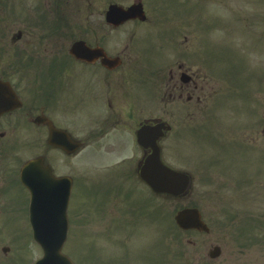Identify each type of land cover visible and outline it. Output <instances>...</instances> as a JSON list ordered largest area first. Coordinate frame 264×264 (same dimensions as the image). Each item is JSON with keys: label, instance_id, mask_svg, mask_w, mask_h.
<instances>
[{"label": "flooded vegetation", "instance_id": "af4514ba", "mask_svg": "<svg viewBox=\"0 0 264 264\" xmlns=\"http://www.w3.org/2000/svg\"><path fill=\"white\" fill-rule=\"evenodd\" d=\"M40 1L46 24L43 20L33 23L34 29L40 28L34 32L33 43L29 40L31 29L15 31V23L10 35L3 29L0 34L4 39H0V80L7 84L6 91L14 93L21 101L20 106L0 113V161H16V156L25 150L42 151L35 153L36 156L44 158L56 177L71 178L67 221L65 215H44L43 218L48 223L56 217L62 225L67 224L66 253L69 245L74 253L78 244L91 246L88 253L81 250V254L70 255L74 264H172L158 211L159 198L171 196L154 192L142 179L141 168L150 148L145 150L139 145L138 131L143 126L163 128L164 134L158 139L163 149V140L173 131V124L182 112L179 103L188 107L183 110L184 117L193 116V105L202 113V104L206 105L208 99L203 69L192 70L186 62L188 48L178 44L179 38H185V41L187 38L182 30H172L170 35H161V40L173 44L174 51L153 75L154 91L144 93L137 77L144 66L143 58L139 66L130 55L139 52L144 55L143 46L151 42L155 48L159 47L161 40L159 43L153 41L154 35L160 33L154 28L157 5L150 0ZM140 3L147 16L145 21L135 18L119 25L111 22L116 17L114 13H108L111 6L129 8ZM24 7L30 11V6ZM25 22L30 26L28 16ZM77 44L84 45L82 49L89 53L88 57L74 54ZM175 47L187 50L179 52ZM162 87L167 96H161ZM160 99L166 108L161 114ZM145 101L154 107L145 110L142 107ZM83 106L88 107L85 114ZM51 124L69 135L67 139L60 135L56 140L60 142L59 146L50 142ZM70 142L77 144V150L72 154L65 151L73 148ZM126 147L143 150L140 156L136 153L129 160L124 158L115 163L127 169L122 167L123 171L116 173L109 168V173L103 177L90 174L84 181L93 187L106 186L114 192L115 188L135 179V185L130 184L132 188L146 186L150 195L153 193L147 205L144 208L134 204L115 205L109 209L80 208L75 198L79 180L55 167L58 162L53 152L73 157L85 149L110 153ZM4 171L8 169L4 168ZM17 177L20 181L19 175ZM1 178L0 189L4 195L13 175L4 172ZM51 185L55 186L52 182ZM26 192L30 197L29 191ZM23 214L30 229L29 205ZM143 221L151 223L157 230L156 243L161 241L157 251L154 240L151 243L142 240L139 230ZM8 256V253L4 254L5 258Z\"/></svg>", "mask_w": 264, "mask_h": 264}, {"label": "rangeland", "instance_id": "374dc122", "mask_svg": "<svg viewBox=\"0 0 264 264\" xmlns=\"http://www.w3.org/2000/svg\"><path fill=\"white\" fill-rule=\"evenodd\" d=\"M39 1L0 0V34L3 29L6 35H10L15 23V31L19 28L31 29L29 40L33 43L36 39L34 32L40 30L39 27L34 29L33 23L38 24L43 20L46 24L45 13L40 9L42 2L39 4ZM151 1L155 6L159 5L160 14H182L189 16L190 20L195 15L193 20L196 24L204 20L206 30L203 33L198 24L196 27L195 22H192L183 29L187 41L179 38L178 43L183 42L181 46L188 45L192 49L197 46L194 60L199 59L206 68L212 67L219 76H227L226 81L218 76L206 81V95L217 91L212 93L215 95L207 100L206 106L202 104L203 112L206 109L208 111L207 123H192L182 127L176 125L162 151L163 161L176 170L189 172L194 180L191 191L185 197H160L158 200L159 216L163 221L164 233L167 232L165 241L169 233H177L172 234V248L167 246L169 260L173 259L172 264H264V0H194L196 2L192 4L197 5V9L196 6L181 5L177 0ZM23 6H30V11ZM190 10L198 11V14L190 13ZM26 16L31 21L30 26L25 22ZM161 37L160 33L155 34L153 41L159 43ZM175 48L179 52L187 50ZM142 50L144 58L140 52L130 57L137 60L139 66L143 58L144 66L137 77L142 91L148 93L154 91L153 75L160 63L168 61V53L174 51V46L169 44L162 49L155 48L151 42L143 46ZM189 63L194 70L200 67V64ZM222 89V94L217 95ZM161 96H167L164 87ZM150 106L153 104L149 101L142 104L145 110L150 109ZM160 108V114L166 110L164 104H160ZM82 110L85 114L88 107L83 106ZM240 131L239 136L237 133ZM240 139H244L248 145ZM131 150L125 148L120 153L126 154ZM26 152L17 155L16 161H0V187L4 172L13 175L10 187L5 188V196L0 189L2 264H13L12 260H16L15 264H28L29 260H36L42 255L40 247L28 236L30 233L23 212L26 213L29 194L17 180L23 162L31 156L27 155L42 151ZM89 152L83 150L73 158L53 152L61 166L60 171L74 173L79 180L75 198L80 208L109 209L126 204L144 208L147 205L153 193L150 195L146 186L132 188L130 184L135 185V179L130 184L124 183L115 188L114 192L103 185L93 187L86 183L84 180L89 174L103 177L109 173L96 166L102 167L104 161L113 158V155L96 156L92 154L93 151ZM89 158L98 161L91 164ZM75 159L78 161L75 162ZM4 168L8 171H4ZM93 178L98 177L89 179ZM184 206L201 210L210 227L209 233H179L172 218ZM139 233L144 243L154 240L155 249L158 250L161 241L159 239L156 243L157 230L151 223L143 221ZM216 245L221 247L222 254L212 260L209 251ZM3 246L11 247L7 258L2 253ZM75 248V253L70 245L66 250L70 255H77L81 254V250L88 253L91 246L78 244Z\"/></svg>", "mask_w": 264, "mask_h": 264}, {"label": "water", "instance_id": "95a60500", "mask_svg": "<svg viewBox=\"0 0 264 264\" xmlns=\"http://www.w3.org/2000/svg\"><path fill=\"white\" fill-rule=\"evenodd\" d=\"M147 165L152 167L150 173L154 172L157 175L156 181L160 182L158 190L169 192H177L185 187L187 178L184 174L170 170L164 166L160 160V152L154 151L148 158ZM49 170H46L41 160H34L28 163L22 170V181L31 190V217L34 229V237L44 249V257L36 264H72L68 257L62 254V245L65 239L66 230L60 229L57 225H44V220L40 217L43 206H59L63 201L64 206L67 204L68 194L58 195L52 201L50 199L51 187L47 185L49 182ZM51 179V178H50ZM50 202V204H49ZM178 222L185 228L196 227L207 229L200 220L197 210H184L177 216ZM59 222V221H58ZM212 256L219 254V248L213 251Z\"/></svg>", "mask_w": 264, "mask_h": 264}]
</instances>
